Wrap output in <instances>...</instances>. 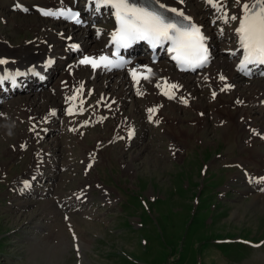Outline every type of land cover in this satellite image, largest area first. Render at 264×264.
Here are the masks:
<instances>
[{
  "label": "rangeland",
  "instance_id": "obj_1",
  "mask_svg": "<svg viewBox=\"0 0 264 264\" xmlns=\"http://www.w3.org/2000/svg\"><path fill=\"white\" fill-rule=\"evenodd\" d=\"M25 1L28 5L46 6L51 2ZM10 5V0H0V38L9 41L8 45L4 43L8 49L30 46L39 40L25 43L26 40L45 37L47 33L53 35L54 29L64 26L35 12L13 11ZM188 5L197 17H205L202 0H188ZM98 23L104 26L107 21L98 20ZM230 28V22L216 26L226 36L230 34ZM76 30V33L83 31ZM96 41L101 47L105 45L104 39L97 38ZM73 59L71 57L70 61ZM228 68H232L230 63ZM118 76L121 75L110 77L111 82H118ZM189 77L195 75H187ZM97 80L98 84L102 83V77ZM251 86L244 84L239 94L224 97L230 109L225 111L226 116H222L226 121H221L209 102L208 88L194 84L192 88L196 92L189 109L177 105H173V109L165 107L166 113L176 118L175 128L170 122L167 125L168 135L172 137L159 131L161 124L143 129L133 145L127 148L111 141L115 117L102 128L87 132L83 138L85 143L92 146L95 140L106 141V151L103 161L98 162L86 180L90 184L104 180L114 197L119 195L118 188H121V200L117 201L118 209L115 203L108 205L100 220L99 215L91 219H85L79 213L71 215L75 233L80 237L82 264H264V244L250 248L238 242L220 240L223 237L264 240V191L253 190L251 183L244 182L246 173L242 168L226 166H237L235 162L240 161L246 169L254 168L257 174H264V139L255 135V139L251 138V146L245 143L251 130L248 123L255 122L250 125L260 128V133L264 130V117L259 115V104L264 100L259 102V110L258 106L247 108L249 104L245 102L241 104L247 109L236 108V103H232L237 102L239 106V101H232V97L241 95V90L242 94L253 96ZM34 94L40 104L23 106L26 116L20 114L15 103L32 95L21 92L13 95L15 103L5 102L8 107H4L10 109H7V117H0V264H75L76 256L70 243L73 237L66 230L62 212L58 209L53 217L41 204L48 200L52 208L47 209L54 213L56 203L53 199L47 196L43 200L33 196L15 199L10 191L15 179L30 165L34 167V155L39 146L54 145L53 159L62 162L69 159L65 146L75 155L67 139L56 137L50 141L49 135L39 142L26 130L29 113L42 111L45 104L57 101L56 95L47 91L45 86ZM29 98L34 99V95ZM196 106L200 110L203 108V112L205 110L202 117ZM142 109L141 101H126L125 110L134 113L133 116L143 123ZM246 110L253 121L241 116ZM172 141L177 143L176 161H171L166 148ZM74 150L78 159L79 149ZM77 165L74 171L62 170V184L57 191L61 189L66 193L82 179ZM57 191H53V195L60 196ZM92 191V197L98 202L99 189L93 188ZM220 192L224 194L222 200ZM18 200L27 201V206L19 209Z\"/></svg>",
  "mask_w": 264,
  "mask_h": 264
},
{
  "label": "snow or ice",
  "instance_id": "obj_2",
  "mask_svg": "<svg viewBox=\"0 0 264 264\" xmlns=\"http://www.w3.org/2000/svg\"><path fill=\"white\" fill-rule=\"evenodd\" d=\"M206 2L215 8L222 7L218 0H206ZM100 3L102 6L111 7L114 10L118 28L112 34V41L117 49L127 48L134 42L141 40L148 41L153 47L163 46L165 43L170 42L169 51L174 53L172 58L180 65H200L207 60L205 37L201 34L200 28L194 23L176 22L165 15L166 11H170L175 13L176 16L182 17L184 21H190V17H186L183 11H178L176 8L169 9L166 5L159 4V0H157L159 8L164 11L150 10L148 7L139 6L136 0H100ZM236 3L241 9L240 23L236 32L240 49L243 52V60L240 64V68L243 70L249 63L264 64V0H236ZM24 11H27V9H24ZM41 11L45 16H68L76 19V22H80L79 13H72L71 10L49 11L41 9ZM229 19L236 20L237 17L235 15L229 17L227 11H225V23ZM73 47H76V45H73ZM7 62L0 59V65ZM80 63L97 68L101 65L105 67L112 66L114 62L109 56L101 55L98 58L85 57ZM147 71L150 73L151 69ZM16 74L19 75V73ZM132 75L139 83L135 70H133ZM143 78L147 79L148 77L145 75ZM3 79L4 77L0 76V82ZM220 79L224 80L225 77L221 76ZM177 87L175 84L169 86L170 89ZM228 87H231V85H228ZM155 111V108L149 109L150 113ZM27 186L25 184V187Z\"/></svg>",
  "mask_w": 264,
  "mask_h": 264
},
{
  "label": "bare ground",
  "instance_id": "obj_3",
  "mask_svg": "<svg viewBox=\"0 0 264 264\" xmlns=\"http://www.w3.org/2000/svg\"><path fill=\"white\" fill-rule=\"evenodd\" d=\"M57 1H58V3H56L55 5H52V6H54V9L50 8L51 11H57V10H60V9H66L65 5L70 6L72 8H77V7H73L72 6L75 3V0H57ZM165 1L170 2L171 0H165ZM185 3H186V1H185ZM220 3L224 4L225 2L221 1ZM173 5H176V3H174ZM179 6L182 7L181 5H179ZM183 8H184V10L189 12V9L187 8V5L183 6ZM111 9H112L111 7H105V6L96 7L94 5V3H90V2H88V3L83 2L78 7L79 17L82 18L83 21H88L87 24H92L93 22H96L98 20V18L100 16H102V15H104L106 18L114 19V17H115L114 14H113L114 11L111 10ZM192 12H193V10H192ZM193 13H195V12H193ZM57 23H59L61 25H64L63 22H61V21H57ZM77 28H79L78 24H69V25H64V26L60 27V29H64V32H67L66 36H70L71 35V39H69V40H67V39H62L61 40L60 38L58 39L57 34L56 35H51L49 33H47L48 35L45 34L46 35L45 37H49L50 38L49 42L54 44L52 49H48L47 47H44L43 44L37 43V44H32L30 46L24 45L21 48L14 50V49H8V47L4 44L6 42H4V43L0 42V56H6V57L11 58V62L10 63L13 66L24 65L25 63H23L21 61V58H23V61L26 62V65L28 63L34 62V61L43 62L41 69L44 70V68H45L44 62L46 61V57H47V55L44 54V53H46V52L47 53H52L53 55L58 56V64L56 66H54V67H49L48 71H47V74H51V76L53 77V76L56 75L57 71L59 70V67L61 65H64L65 63H67L66 58L69 56V54H73V48H74L73 45L80 46V50H79L78 54L90 55V52H94L95 51L97 53H103L106 50L105 46H106V43H107V40H108L109 36L111 35L110 30L108 31V34L106 36H104L105 45L103 47H101V45H99L98 41H96V37H95V32L94 31L92 33V31L90 29H83L82 32L76 33V31H77L76 29ZM235 28H236V26H235ZM235 28L233 29V35H234ZM44 29H46V28H44ZM60 29H58V30H60ZM89 31L91 32V34L88 33ZM96 36L98 37V32H96ZM216 36H220V35L215 34L209 28L205 29V37L211 43L212 48H213V54L216 56L215 57L216 61L215 62L213 61L212 68L215 70V74L218 75L219 77H221V76L226 77V75L228 73V76H229L228 77V83L229 84L236 83V85H234V87H233L234 89L228 94H231V95H232V93L239 94L240 93L239 88L242 85V83L240 81L242 79V77H241L242 74H241V72L238 71L236 63L234 64V67H236L235 70H233V68H231V70H228V64H229L230 59L232 60V58L238 52V50L236 48V44L234 43V45H232L229 48L228 52H223L222 49L217 45ZM100 40H101V38H100ZM84 41H87V42H84ZM228 41H232V38L230 37V38L226 39L225 43L228 42ZM61 45H65V50L61 48ZM87 47L92 48V50H89ZM66 48H67V51H66ZM62 57H65V58H62ZM2 65H5V64H2ZM2 65H0V66H2ZM156 66H161V65L157 64ZM113 74H114V72H113ZM183 75H184V73H182V72H176L174 74L173 78L181 81ZM208 77L211 79L210 82H208L209 83L208 86L210 88L214 89L213 84H214V82L216 80L214 78L212 69L211 70L208 69L205 73H202V74L198 75L197 77L195 76V77L186 78L185 82L186 83H188V82L192 83V81L197 79L195 81V84L196 83L200 84V82H203L205 84L206 81H204V79H207ZM41 84L42 83H36L34 79H31L29 87H28V89L26 91L32 92V94H33L34 93L33 90L38 89V87H40ZM223 84L224 83H221V85H223ZM256 86H258L257 88H259V89L255 88ZM251 87L253 88V90H252L253 91L252 93H254L253 96H251V97L246 96V95L242 94V90H241V95H237V97H236L238 99V101H240V103H242V102L248 103L249 105L246 106L247 108L251 106L250 102L255 104L259 100L260 101L264 100V77L261 80L259 78H254V81H253ZM221 88H225V87L222 86ZM226 96L227 95H224V92H223L220 95L218 94L215 100L211 101L212 102L211 104L214 106V110H213L214 114L221 121L223 119L222 116L225 115L224 114L225 111L227 112V109H230V108L227 107L229 102L224 101V97L226 98ZM29 97L30 96H28L27 98L24 97V99L18 100L17 101L18 104L16 105V107L18 106L17 109L19 110L20 114H24L25 116L27 115V113L24 111L23 106H25V104H28V103L30 104L33 101H36L35 98L31 99ZM151 97L154 98L155 96L151 95ZM49 98H51V96ZM39 100H40V98H39ZM15 101L16 100H12V102H14V103H15ZM74 104L75 103L73 101H71L67 106H64V107H60V106H58L56 104L55 105L52 104V105L54 107L60 108L61 110L70 111V110H72V106ZM259 105H261V111L264 112V103H261ZM241 106H242L241 107L242 109H247V108H245L244 104H241ZM30 108H32V106ZM236 108H239V107H236ZM27 109H29V108H27ZM170 109H173L172 105H170ZM202 109H201V111H202ZM35 112H36V110H33L29 114H34ZM204 112H205V110H204ZM226 115H227V113H226ZM49 116L50 115L48 113H46L44 115V119H47ZM241 116L244 119H248L249 121H253L249 110H246L245 114L241 113ZM16 118H18V117H16ZM20 120H21V117H20ZM231 120L232 119L230 118L229 121H231ZM248 124H255V122L254 123L250 122ZM26 130H28V129H26ZM261 134L264 135V130L261 132Z\"/></svg>",
  "mask_w": 264,
  "mask_h": 264
}]
</instances>
